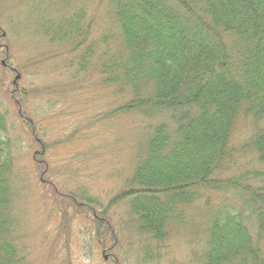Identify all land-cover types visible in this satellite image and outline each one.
Masks as SVG:
<instances>
[{
	"label": "trees",
	"instance_id": "trees-1",
	"mask_svg": "<svg viewBox=\"0 0 264 264\" xmlns=\"http://www.w3.org/2000/svg\"><path fill=\"white\" fill-rule=\"evenodd\" d=\"M92 1L103 24L84 0H20L31 3L22 25L43 44L38 56L67 55L56 96L82 85L72 133L50 145L77 144L75 160L53 165L41 144L33 161L59 206L85 214L91 259L175 264V242L197 233L189 264H264V0ZM13 85L20 112L28 95ZM7 130L0 110V264H28ZM125 140L127 165L108 172L116 186L97 190L92 157L104 148L115 159ZM63 172L80 185L60 194Z\"/></svg>",
	"mask_w": 264,
	"mask_h": 264
},
{
	"label": "rangeland",
	"instance_id": "rangeland-1",
	"mask_svg": "<svg viewBox=\"0 0 264 264\" xmlns=\"http://www.w3.org/2000/svg\"><path fill=\"white\" fill-rule=\"evenodd\" d=\"M84 2L87 5L84 7L86 15L90 16L93 12L94 22L97 20L103 24L106 20L104 4H97L92 0H84ZM30 4L20 3V0H0V34L4 32L3 37L0 38V45L3 46L0 48V110L7 116V136L10 138L11 153L14 158V181L18 192L16 206L21 215L18 233L21 234L27 250L28 264H97L96 260L91 259L92 253L88 249L90 243L85 237L88 232L85 228L88 223L85 214L77 213L76 207L68 203L65 198L59 206L53 191L40 180L39 173L43 165L36 167L33 161V154L41 151V144L48 146L49 149L44 152V159L53 165H65L66 162L72 163L75 160L72 159L73 153L81 150L77 144L50 145L53 142L61 143L60 141L72 133L76 125L73 112L80 109L79 100L83 97H79L82 89L80 83L72 85V89L65 91L64 95L56 96L54 93V90H59L58 85L67 81L64 75L58 77L62 70L60 66L63 64L62 59L67 55L55 57L54 53L58 52V48L53 46L52 48L56 49L51 48L48 57L47 52L38 56V53L44 49L43 47L39 50V45L42 47L43 44L35 36L36 31L33 30L35 33L33 35V32H27L22 25L24 22L27 25L26 17ZM101 26L105 27V25ZM97 28H100V25ZM4 47L8 52V58L4 57ZM16 76H18L16 80L18 92L28 95V100L25 105L22 103L20 112L19 106L15 105L11 96ZM29 120L33 122L32 125ZM244 121L246 120L241 121L237 126V141H243L247 136L245 129L248 123ZM28 126L31 128L34 126L37 138L32 135L30 129L27 130ZM126 141V144H121L122 152L116 154L115 159L112 156H103L104 148H99L97 152L100 154L95 158L92 157V169L99 171L97 177L92 173L97 190L109 191L116 186L117 177L108 172L116 165L118 167L127 165L130 142ZM88 145L90 146L89 143ZM69 154L72 155L71 158ZM62 168L66 170L64 166ZM63 173L65 174L59 181L62 182V186L56 181L60 194L80 185L78 181L74 185L70 173ZM43 177L46 179L45 176ZM212 202L216 204L218 201L213 199ZM79 214L80 216L77 217L76 215ZM65 218L70 219L67 228L60 230V223ZM198 235L196 233L192 245L188 242L189 234L183 235L175 242V252L171 256L175 264H189V261L183 259L190 257L194 245L197 249L202 245L203 238ZM84 248L87 256L84 255ZM94 250L93 248V254L96 253Z\"/></svg>",
	"mask_w": 264,
	"mask_h": 264
},
{
	"label": "flooded vegetation",
	"instance_id": "flooded-vegetation-1",
	"mask_svg": "<svg viewBox=\"0 0 264 264\" xmlns=\"http://www.w3.org/2000/svg\"><path fill=\"white\" fill-rule=\"evenodd\" d=\"M14 72L16 71V69H12ZM13 83H15L14 81H13Z\"/></svg>",
	"mask_w": 264,
	"mask_h": 264
},
{
	"label": "water",
	"instance_id": "water-1",
	"mask_svg": "<svg viewBox=\"0 0 264 264\" xmlns=\"http://www.w3.org/2000/svg\"><path fill=\"white\" fill-rule=\"evenodd\" d=\"M18 78V76H16V79Z\"/></svg>",
	"mask_w": 264,
	"mask_h": 264
}]
</instances>
